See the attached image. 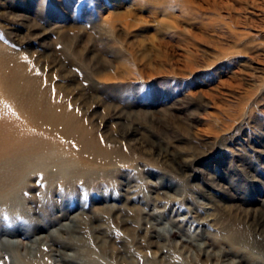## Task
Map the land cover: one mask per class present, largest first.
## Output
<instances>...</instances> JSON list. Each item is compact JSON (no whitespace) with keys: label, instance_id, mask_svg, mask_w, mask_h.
<instances>
[{"label":"rangeland","instance_id":"374dc122","mask_svg":"<svg viewBox=\"0 0 264 264\" xmlns=\"http://www.w3.org/2000/svg\"><path fill=\"white\" fill-rule=\"evenodd\" d=\"M0 100V264H264V0H0Z\"/></svg>","mask_w":264,"mask_h":264},{"label":"bare ground","instance_id":"6f19581e","mask_svg":"<svg viewBox=\"0 0 264 264\" xmlns=\"http://www.w3.org/2000/svg\"><path fill=\"white\" fill-rule=\"evenodd\" d=\"M10 96V94H9ZM7 103H11L13 106H15V102L12 100V97L6 100ZM1 102V100H0ZM6 103V104H7ZM16 107V106H15ZM29 119V118H27ZM23 135V134H22ZM29 134L26 133L24 134L22 137H16L14 138L15 140V143L17 145H20L19 149L17 151H6L4 154L5 155H0V164L2 162V164H4V166H10V167H14V166H18L19 168H23V167H28L30 165H32V162L35 160V157H37L35 155V152L33 150V146L32 147H29L28 145H26L25 143H22V139H24V137H28ZM25 141V140H24ZM8 140L6 139V141L4 140L3 143H0V145H4V144H7ZM36 147V146H35ZM15 148H18V146H16ZM21 148V149H20ZM38 151V150H37ZM38 153V152H37ZM40 153V152H39ZM39 155V154H38ZM15 158H17L16 160L18 161L19 159L22 161L20 163L16 162V160H13ZM39 157V156H38ZM41 159H43V157H40ZM45 159V158H44ZM19 160V161H20ZM39 163L41 162H44V161H38ZM18 168V169H19ZM9 169V168H8ZM5 170V169H4ZM12 171V170H11ZM15 171V170H14ZM22 171V170H21ZM5 172H0V182H2L4 179H7V182L13 184V182H15V180H17L18 178V175H17V172H10L9 174H4ZM4 183V181H3ZM0 194L2 195L3 193H6L8 192V190L6 188H3L2 185H0ZM5 195V194H4ZM68 228V227H67ZM35 230V229H34ZM42 238L43 236H39L36 240H34V242L36 244H39V243H42ZM55 238V237H54ZM57 239V238H56ZM62 239V238H61ZM60 239V240H61ZM55 240V239H54ZM63 243V242H62ZM68 244V243H67Z\"/></svg>","mask_w":264,"mask_h":264}]
</instances>
